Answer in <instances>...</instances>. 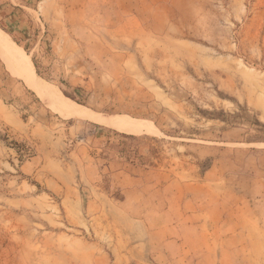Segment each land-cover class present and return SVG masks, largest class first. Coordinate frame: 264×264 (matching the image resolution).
Here are the masks:
<instances>
[{
    "label": "rangeland",
    "instance_id": "1",
    "mask_svg": "<svg viewBox=\"0 0 264 264\" xmlns=\"http://www.w3.org/2000/svg\"><path fill=\"white\" fill-rule=\"evenodd\" d=\"M0 264H264V0H0Z\"/></svg>",
    "mask_w": 264,
    "mask_h": 264
},
{
    "label": "bare ground",
    "instance_id": "2",
    "mask_svg": "<svg viewBox=\"0 0 264 264\" xmlns=\"http://www.w3.org/2000/svg\"><path fill=\"white\" fill-rule=\"evenodd\" d=\"M54 103L52 104V106H54ZM57 109L68 116H81V117L87 116V112L84 111L80 105H77L76 103L70 100H66V99L65 100L60 99L58 101ZM119 127H121L120 128L121 130L134 133L135 131L140 132L143 128H146L148 126L146 123L130 121V122L124 123V125L122 126L120 125Z\"/></svg>",
    "mask_w": 264,
    "mask_h": 264
},
{
    "label": "crops",
    "instance_id": "3",
    "mask_svg": "<svg viewBox=\"0 0 264 264\" xmlns=\"http://www.w3.org/2000/svg\"><path fill=\"white\" fill-rule=\"evenodd\" d=\"M24 168H26V165H23V166H22V169H24Z\"/></svg>",
    "mask_w": 264,
    "mask_h": 264
}]
</instances>
